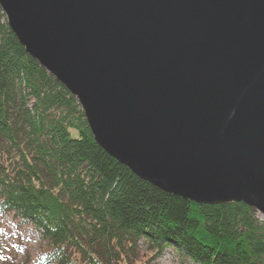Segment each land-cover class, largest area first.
Returning <instances> with one entry per match:
<instances>
[{"label": "water", "instance_id": "obj_1", "mask_svg": "<svg viewBox=\"0 0 264 264\" xmlns=\"http://www.w3.org/2000/svg\"><path fill=\"white\" fill-rule=\"evenodd\" d=\"M25 51L139 178L264 218V0H0Z\"/></svg>", "mask_w": 264, "mask_h": 264}, {"label": "trees", "instance_id": "obj_2", "mask_svg": "<svg viewBox=\"0 0 264 264\" xmlns=\"http://www.w3.org/2000/svg\"><path fill=\"white\" fill-rule=\"evenodd\" d=\"M46 247L22 264H264V218L242 202L203 205L139 178L94 140L74 95L32 58L0 8V222ZM2 264V263H1Z\"/></svg>", "mask_w": 264, "mask_h": 264}, {"label": "rangeland", "instance_id": "obj_3", "mask_svg": "<svg viewBox=\"0 0 264 264\" xmlns=\"http://www.w3.org/2000/svg\"><path fill=\"white\" fill-rule=\"evenodd\" d=\"M46 247L32 227L4 219L0 222V264H22L27 257L34 258ZM138 264H192L179 259L175 251L165 250L161 256L151 258V251L139 243Z\"/></svg>", "mask_w": 264, "mask_h": 264}]
</instances>
